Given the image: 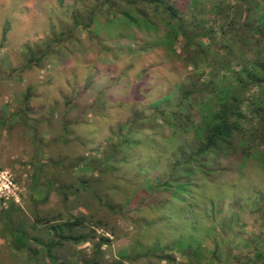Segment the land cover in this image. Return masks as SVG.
I'll return each instance as SVG.
<instances>
[{
	"label": "rangeland",
	"instance_id": "374dc122",
	"mask_svg": "<svg viewBox=\"0 0 264 264\" xmlns=\"http://www.w3.org/2000/svg\"><path fill=\"white\" fill-rule=\"evenodd\" d=\"M172 1L188 22L203 18L189 10L190 0ZM199 3L210 10L213 0ZM131 7L145 12L159 31L127 24L118 0H0V264H45L41 255L20 249L16 236L48 241L51 233L38 219L57 223L80 216L87 218L85 234L102 224L97 236L112 240L103 248L101 264H184V256L170 250L174 241L194 234L209 246L211 235L219 236L220 225L232 218L238 234L230 237L234 253L243 257L252 252L248 240L260 232L257 220L264 216L257 211L264 210V167L258 161L218 159L211 181L200 174L187 179L190 184L182 181L186 193L157 184L173 182L175 153L184 144L192 146L193 134L184 129L199 122L196 109L183 112L179 129L180 119L169 126L151 119L155 128L132 135L137 145L120 146L137 113L148 119L154 103L173 94L168 108L163 107L167 116L173 114L180 96L174 93L176 85L196 69L204 72L205 81L213 74L203 61H192L182 39L176 54L162 47L167 27L151 7L141 1ZM262 7L264 12V3ZM61 37L40 67L26 65V47L41 55L46 40ZM243 110L244 125L250 128L255 117ZM260 150L264 148L252 152ZM82 158L96 168L107 162L116 172L98 176L84 169ZM7 178L14 186H5ZM83 180L90 181L91 189L71 193L67 200L60 194ZM153 246L168 248L173 261H163L164 253L151 252ZM92 253V242H68L56 250L59 262L67 264Z\"/></svg>",
	"mask_w": 264,
	"mask_h": 264
},
{
	"label": "trees",
	"instance_id": "16d2710c",
	"mask_svg": "<svg viewBox=\"0 0 264 264\" xmlns=\"http://www.w3.org/2000/svg\"><path fill=\"white\" fill-rule=\"evenodd\" d=\"M118 1L126 9L122 13V18L127 24L156 34L159 26L152 18L150 19L145 12H136L133 9L131 11L129 8L138 1L151 7L153 16L167 27L161 41L162 47L176 54L175 46L182 39L185 49L194 55L192 61H198L196 63L203 61L206 67L212 68L213 73L210 80L205 81L202 78L204 72L196 69L176 85L174 93L180 96L174 106L177 111L173 114L167 116L163 108L164 106L168 108L173 100V94L165 95L154 103L152 107L155 110L148 119L143 117V113H137L130 122L128 134L121 137L120 146L132 148L137 145L132 135L146 127L155 128L151 126V119H162L166 125L173 119L176 121L180 119L181 122L175 128L179 129L183 123V112L196 109L199 122L190 126V129L185 124L184 129L186 133L193 134L192 146L184 144L179 148L175 153V156H178L172 176L173 182L162 183L158 180L159 187L161 186L165 191L174 187L176 193H186L184 180L189 182L187 179L200 174L211 181L217 176L219 170L216 167L217 161L222 158L241 156L243 163L255 159L264 167V150L252 152L256 148H264V12L262 11L264 0H236V4H231L227 0H213L210 10L200 7L199 0H190L189 10L193 14L195 11L196 15L203 16L202 19L194 17L190 22L172 0ZM138 12L142 13L141 16ZM162 14L165 16L164 19L159 17ZM90 21V24L94 23L95 18L92 17ZM204 39L210 41V44H205ZM62 41V37L61 40H46L44 42L46 50L41 55V51H36L35 47H26L28 57L26 65L40 67L51 52L54 43ZM254 90L258 92L252 94ZM244 108H247L256 120L255 125L250 128L244 125L247 119ZM91 161L87 162L86 158H82L81 163L85 166L84 169L96 172L98 176L105 177L116 172L114 166L107 162L101 163V166L96 168ZM105 166L107 168H104ZM138 170L145 173L141 166ZM91 187L90 181L83 180L79 187H66L59 192L67 200L71 193H77L81 189L88 190ZM257 211L264 213L261 207ZM37 221L51 233V239L30 240L23 233L22 236H16V243L20 249L25 247L28 248V252L41 255L45 264H67L59 262L56 250L63 248L68 242L75 245L92 242V257L83 259L78 264H101L100 256L103 255V248L112 243L111 238L106 235L97 236L96 229H103L102 224L94 226L85 234L84 231L87 229L85 216L57 223L41 218ZM257 224L260 232L258 234L252 232L248 240V244L253 245V250L243 257L234 253L235 247L230 238L238 236L235 232L237 223L234 218L228 222L223 221L219 236L211 235L213 237L211 245L205 246V239L189 234L174 241L170 250L184 256L186 259L184 264H258L264 262L263 215L257 220ZM215 229L214 227L213 230ZM29 244L32 247L29 248ZM153 249L151 252L164 253L161 258L163 261H173L174 258L167 254L168 248L153 246ZM252 255L255 256V260L251 258ZM112 264H124V261L118 260Z\"/></svg>",
	"mask_w": 264,
	"mask_h": 264
},
{
	"label": "built area",
	"instance_id": "2783aa9c",
	"mask_svg": "<svg viewBox=\"0 0 264 264\" xmlns=\"http://www.w3.org/2000/svg\"><path fill=\"white\" fill-rule=\"evenodd\" d=\"M4 178H5V176H4ZM6 180L9 182V184L7 183V184L5 185L7 188H10V186H14V185L12 184V182L9 181L8 178H7Z\"/></svg>",
	"mask_w": 264,
	"mask_h": 264
}]
</instances>
